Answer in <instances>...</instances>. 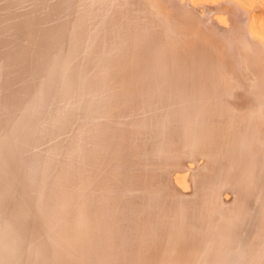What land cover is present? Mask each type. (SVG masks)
<instances>
[{
    "label": "bare ground",
    "instance_id": "bare-ground-1",
    "mask_svg": "<svg viewBox=\"0 0 264 264\" xmlns=\"http://www.w3.org/2000/svg\"><path fill=\"white\" fill-rule=\"evenodd\" d=\"M30 1L21 0L17 6L18 0H0V86L6 83L5 78L12 80L20 94L25 89L36 90L38 82L44 80L50 89L43 87L40 94H49L55 100L50 108H37L17 95L7 106L0 105L2 118L17 115L14 121H20L0 125V163L4 165L0 174V233L12 228L16 233L9 245L0 240V252L6 250L9 256V261L0 259V264H20L22 259L24 264H120L129 254L135 256L129 264H187L177 255L168 257L166 253L138 257V248L152 242L153 236L151 229L145 228L144 219L149 210L157 208L166 217L182 209L170 218L175 220L171 226L178 232L176 247L189 248L194 243L191 236L183 235L187 230L201 234L197 243H202L206 238L203 232L215 224L209 229L219 231L218 242H210L236 248L235 253L225 248L228 253L217 260L207 259L205 250L198 248L194 264H264V250H260L264 241V106L258 103L234 115L241 103L248 104L247 98L238 101L228 90L232 88L230 78L236 79L233 70L226 69L220 75L225 56L219 58L217 52L223 46L217 45L215 51L207 46L214 36L229 41L236 35L241 40L237 45L243 49L238 65L246 68L247 63L259 64L260 70L264 69V25L250 16L249 0H161L156 5L147 0L149 9L171 14L170 18H160L147 11L157 20H147L140 12L129 16L124 0L109 4L100 1L98 6L86 0H63L64 5L69 3L70 11L68 5L64 7L57 0ZM131 18L143 19L141 30L135 31ZM49 20L54 25L49 29L52 33L42 25ZM147 24L151 31H146ZM74 26L87 34L80 38L78 29L70 32ZM197 26L203 29L199 31ZM156 28L158 38L154 41ZM171 54L172 63L165 58ZM211 62L216 64L210 76L213 82L203 84V67L211 69ZM70 66L73 69L68 83L74 82L78 92L94 90L89 80L94 82L98 73L102 90L116 96L82 113V124L72 125V135L70 128L44 134L52 124L78 110L71 103V93L60 90L64 82L60 77ZM8 69L16 72L5 75ZM107 73L119 74L125 80L115 82ZM171 80L175 86L167 88ZM172 90L181 104L164 106L162 100ZM246 118L248 121H244ZM75 131L77 138L73 137ZM147 134H154L158 141L146 143ZM88 138L90 145L85 146ZM147 145L153 148L145 156ZM199 148H205V165L197 154ZM33 149H38L35 154ZM227 157H231L227 168L238 174L232 178L213 175L206 180L210 188L223 181L229 185L222 192L227 199L228 192L233 191L228 207L223 201L220 204L221 198L212 191L202 189L205 194H197L198 185L193 193L192 184L198 173L195 167L203 165V172L217 174L222 159ZM56 159L55 170L43 166ZM20 165L31 168V175L56 178L59 190L50 198L51 213L33 206L38 199L41 203L49 197L45 180L40 182L36 196L32 188L26 192L10 176ZM126 168L127 174L118 177ZM132 196L148 199L130 205L128 198ZM201 198L208 206L197 205ZM90 204L95 211L88 210ZM230 206L236 216L225 214L218 223L213 217L206 219V208L230 210ZM73 208L76 212L68 220L67 211ZM230 223L233 226L228 231L226 225ZM166 227L162 225L160 231ZM247 229L253 233L241 238ZM237 247L242 263L227 259L237 253Z\"/></svg>",
    "mask_w": 264,
    "mask_h": 264
},
{
    "label": "water",
    "instance_id": "water-1",
    "mask_svg": "<svg viewBox=\"0 0 264 264\" xmlns=\"http://www.w3.org/2000/svg\"><path fill=\"white\" fill-rule=\"evenodd\" d=\"M20 1L21 0H18L17 6L18 5L19 6L21 5L20 4ZM57 1H59V0H57ZM100 1H104V2H107V4H109L110 2L112 3L113 0H86L85 2L86 3L90 2V5L98 6L100 4ZM124 1H125L124 7L126 6L125 7V10L128 12L129 16H130V13L140 12V16H142L143 13H144L143 18L146 17L147 20L148 19L157 20L156 17H160V18H170L171 17V14L164 13V11L155 12V9H153V10L152 9H149V5L146 2L147 0H136L135 2L133 0V3H131L132 1H128V0H124ZM153 1L154 2H151L150 1L151 3H153L152 5H156L158 3V1L160 2L161 0H153ZM30 2L35 3L36 0H32ZM60 5H64V4H60ZM67 5H64V7H66ZM68 7H69V10L68 11H70V5H68ZM147 11H153V12H155L157 14L156 17H155V15H153L152 13H149ZM146 19H144V20H146ZM141 21H143V19L142 20L141 19L136 20V19H132L131 18L130 25H132L133 27H137V28H135V31L136 32L139 31V30H141L140 28L145 24L144 22H141ZM51 26H54V25L50 21V25L49 26H44V27L47 29L46 31H49L50 33H52V30H49L51 28ZM152 27H153V25H152ZM150 28L151 27L147 24L146 31L147 30L151 31ZM75 29H78V31L76 33L77 36L82 35L80 38H82L84 35L87 34V33L84 34V29H80L79 27H75V26H74V29L73 28H70V32H72V31L74 32ZM43 30H45V29H43ZM157 31L158 30L156 28V30H154V32H153V39H154V41L158 38V32ZM216 31H219V30H216ZM70 32H69V34H70ZM87 32H88V29H87ZM220 32H224V31H220ZM0 34L3 35V33H1V32H0ZM214 37H215L214 42L218 43L219 42V40L217 39L218 36H214ZM68 40H69V38L67 39V41ZM67 44L70 45V43H68V42H67ZM179 51H181V50H179ZM242 52H243V49L227 48L225 62L222 65L223 68H222V71H221L220 75H222L223 72L226 71V69L229 70V71L230 70H233V72H234L233 75L234 74H237V76L240 79H235L234 77H232L233 75H228V77H232V78H230L232 88L231 89H228V90H231V92L234 95V97H236L238 99H240V96L239 95L242 94V96L243 95H245L246 97L249 96L248 99L250 101H255L260 96L259 94H261V93L264 92V88H261V85H260V81L262 79V76L264 75V69H261L260 70L259 66H255V65L250 64V63L249 64L248 63L247 64H244L243 63L246 66V68L239 70V72H235L236 69H237V67H238V63H239L238 61L240 60V55L242 54ZM172 54L169 55V57H165V58H167L166 61L170 60V63H172V59H173ZM251 58L253 60L256 59L255 56H253ZM214 60H216V59H214ZM211 65H212L211 66V69H209L208 66H206V65L205 66H206L207 69L205 67H203V72H205L204 73V75H205V78L204 79L205 80L202 82L203 84H204V82H207L208 83L209 81H212V79L210 78V76L213 75V67L215 66L214 69H216V64L213 63V62H211ZM261 68H264V62H263V66H261ZM30 69L33 70L32 68H30ZM72 69H73L72 66H70V68H68L67 71H65L63 73L64 75H62L60 77V78H63V79H60L61 80V83L64 80L63 86L60 88V90L66 91L68 93V95H69V93H71V89H72L71 87L76 86V85H74V82H73V81H75V79H72L73 84L68 83V80L70 79V73L72 72ZM38 70H40V69H36L34 71L35 72H38ZM5 72H7L5 75H8L9 76L10 74H12V73H14L16 71L13 70V69L12 70L8 69V71H5ZM107 76H109L110 78H112L113 80H115V82H122V81L125 80L124 79V76H121L119 74L107 73ZM4 78H5V76H4ZM9 81L10 80H8V79L5 78V82L6 83H3L0 86V105H1V107L2 106L3 107L4 106H7L8 104H10L11 103V100H13V99L15 100V96H17V95H18V97H21L22 96L25 100L29 101L30 105L36 106L37 108H47V107L50 108V107H52L55 98H51L50 96H48L49 94H47V95L46 94H40V92H43L44 93V90L42 89L43 87L49 88V86H48L49 83H47L46 81L43 80V82H38V84H37V87L38 88L36 90H26L25 89L23 91L21 90L22 92L20 94L18 92L19 89L16 88L17 86L15 87L13 85H10L8 83ZM89 82H90V86H92L93 88H95L94 90H86V89H84V90L80 91V94L77 95V96L76 95H73L72 93L69 96V97H71L70 100H71L72 105L75 106L76 108H78V110H74V113L71 114L69 117H67V119H62L61 122L58 121L59 122L58 125L56 123L54 125L52 124L48 128V130H46L47 133L45 131L44 134H49V133L55 134V133H58L61 130H64L65 128H67V129L70 128L71 129L70 134L72 135V128H74V127H72V125L75 124L76 127H79L82 124V120H83V118H81L82 117V113H84L85 111H87L90 108H98L99 105L103 104V101L104 100H106L105 102H108V100H110L111 98H113V97L116 96L114 92H112L113 93L112 94V93H108V91H107V93L106 92L103 93L104 96L101 97V98H99V99H95V100H83V97H85V95L87 93H91V92L98 91V90L99 91H103L102 88H101V87H103V83H102L103 81H101L100 78L99 79H95L94 82L92 81V83H91V80H89ZM247 83L250 84V85L247 86ZM57 96H59V95H57ZM78 97H82L81 100ZM56 98H59V97H56ZM242 101H244V100H242ZM162 103H163L164 106H169L170 105L172 107V105H173L172 104V100L171 99H167V98H164L162 100ZM174 105H175V107L177 106L176 104H174ZM239 106H240V107H238L239 108V111L233 112L234 115H238L239 113H242V111L245 112L247 110H250V105H249V107H247V106H241V105H239ZM77 111H79V113H80L79 115H77V113H76ZM230 113H232V112H230ZM16 116L17 115H6V116L3 115V118H2V115L0 113V125H1V123H3L4 125H13L14 122H20V121H14L17 118ZM234 117H236V116H234ZM18 125L19 124H17V126ZM157 128L158 127H156V129ZM87 131H88V129L86 130V132ZM77 135H78V131L73 132V137L75 136V138H77ZM170 135H172V132L171 133L169 132V136ZM157 141L158 140H157V138L155 137L154 134H147L146 135V139H145V142L146 143L149 144L151 142V144H152V143L157 142ZM49 142L50 141L46 142L45 144H48ZM90 142H91V138H89L88 140L84 141L83 144L85 146H88V145H90ZM147 147L143 151L145 156L148 155V154H150L149 151H148V149H152L151 145L150 146L147 145ZM204 150H205V148L199 149L197 151L198 152L197 154H199L202 157V158L200 157V160H203V161L206 160V158L201 155V153H203ZM207 153H208V151H207ZM238 153H240V152H237V154ZM222 160H223L222 166H220V167L217 168V170H218V173L217 174H216V172H212V171H209V170H206L205 172H203L205 169L200 170L201 168H203V165H205L206 162L203 163V165H201V166L195 167L194 171L196 173L198 171V173L196 174L197 176H195L194 178H192V184L194 183L193 184V193H195L194 192L196 190L195 187L198 184L200 185V187H202V185L204 183H206L205 180L208 179L210 176H213L214 175L215 177H217V175H221V178L222 177L224 178L225 176L227 178H229V176H230V178H232L236 174H238L237 171H234V172L231 171L230 172L227 169V163H229V161L231 160V157L223 158ZM58 162H59V160L56 159L54 162L53 161L52 162H45V164L43 166L45 168H48L49 170H53L57 166ZM35 164H37V163H35ZM224 164H226V166L223 167ZM3 166L4 165H2V163H0V174L2 173V171L4 169ZM31 172H32V170H31V168H28V166H26V165H20L19 168L16 167V168L13 169V172H11L10 176L14 179V181L18 185H20L21 187H23L26 192L28 190L30 191V188H32L31 191L34 190L33 192H35L34 195H36V196H37L38 191H39L40 186H41L40 185L41 184L40 182L45 180L46 183H47L46 186L49 189V194H48L49 197H48L47 200L45 199V200L41 201V203H40V201H38L39 199L36 198L38 200L33 204V206H34L35 209L37 207L40 208V206H42L44 209L50 210V205H51L50 198H52V196L56 194V191L59 190L57 180H56L55 177H48V178L46 177L47 179L46 178L44 179L43 176L31 175ZM201 181H204V183L203 184H200V183H202ZM44 185H45V183H44ZM75 186H77V185H75ZM99 186H100V181H99ZM17 187H19V186H17ZM93 189L95 190V187H93ZM73 190H74V188H73ZM99 191H100V189H99ZM232 193H233V191L230 194L231 195L229 197L230 200H232V198H233ZM85 195H89V193H87ZM85 195H83V196H85ZM192 198L194 199L195 197L192 196ZM87 207H88V210L89 211H95L96 210V207L93 204H90ZM56 211H57V209H56ZM54 212H53L52 215H54ZM50 213H51V210H50ZM70 215H71V212L70 213H67V215H66V218H68V220H69V216ZM148 221L151 222V220H148ZM6 225H8V224H6ZM1 227H2V225H1ZM14 230H15V228H12L11 230L10 229L9 230L6 229L4 233H0V240L1 241H6V245H9L10 238L14 234H16ZM3 234H5L4 237H3ZM7 241H8V243H7ZM168 249H166V251H170ZM5 251L0 252L1 253L0 254V259H2V260H4L6 257H9L5 253ZM151 252L158 253L155 250H151ZM130 257L135 258V256L133 254H131ZM6 259H8V258H6ZM8 261H9V259H8ZM20 264H24V259H22V263L20 262Z\"/></svg>",
    "mask_w": 264,
    "mask_h": 264
},
{
    "label": "rangeland",
    "instance_id": "rangeland-1",
    "mask_svg": "<svg viewBox=\"0 0 264 264\" xmlns=\"http://www.w3.org/2000/svg\"><path fill=\"white\" fill-rule=\"evenodd\" d=\"M66 1V0H65ZM249 2L252 4V7H251V9H255L257 6L259 7V10H260V12H263V15H261L259 18L261 19H263L264 20V0H249ZM59 3H61V4H63V0H59ZM42 23H44V22H41V24ZM47 23H48V25H47ZM49 24H50V21L48 22H46V23H44V24H42V25H45V26H49ZM197 29L200 31L201 29H203L201 26H197ZM211 35V34H210ZM231 40H225V41H223V40H220L218 43H216V42H214V40H215V37H212V38H209V44L207 45V46H209L208 47V49L209 50H216V46L217 45H222L223 46V48H222V50H220L219 52H217V55H218V57L219 58H221V57H223V56H225V58H226V52H227V48H234V49H242V48H240L241 46H238L237 44L238 43H240V39H239V37L238 36H236V35H234L233 37L231 36V37H229ZM218 39V38H217ZM226 42V43H225ZM223 43V44H222ZM244 48V47H243ZM250 56H251V54H249V56H247V58H250ZM246 57V56H245ZM241 58V57H240ZM242 62L243 61H241V63L240 64H242ZM255 66H258L259 64H254ZM260 68V67H259ZM241 69H244L243 68V66H241L240 67V65H238V67H237V69H236V72H239V70H241ZM97 76V79H99V74L98 73H95L94 74V76ZM95 76V77H96ZM236 79H238V76H237V74H236ZM249 79V78H248ZM10 85H14V83H13V81L12 80H10L9 82H8ZM16 83H19V81H16ZM249 83V82H248ZM247 83V86L248 85H250V84H248ZM180 84V83H179ZM260 85H261V88H264V75L262 76V79H261V81H260ZM16 86H17V84H16ZM173 86H175V84H174V81L172 80V82L171 83H167V88H171V87H173ZM77 88V89H76ZM77 90V92H76V90ZM175 89V88H174ZM72 92V94L73 95H75L76 94V96L77 95H79V93H80V91L78 92V87H76V86H73V90H71ZM73 92H76V93H73ZM95 92V91H94ZM94 92H91V93H88V94H86L85 95V97H83V99H85V100H95V99H99L100 98V96L102 97V96H104V94L103 93H105L104 91H102V94L100 93V91H97L96 92V94H98V95H96ZM78 93V94H77ZM93 93H94V95H93ZM91 94V96L90 97H88L89 95ZM101 94V95H100ZM240 94V93H239ZM260 96L257 98V100H255V101H248V98H249V96H245V95H243L242 96V94H240L239 96H240V99H238V100H243V99H245V98H247V102H248V104H243V103H241V105L242 106H247V107H249V105H250V107H257V105H258V103L259 104H261V106H264V92L263 93H261V94H259ZM94 96V97H93ZM88 97V98H87ZM78 98H80V97H78ZM82 98V97H81ZM81 98H80V100H81ZM92 98H94V99H92ZM167 99H171L172 100V104L174 105V104H176L177 106H178V104H181L180 102L182 101L181 100V98L179 99V98H177V96L175 95V93L173 92V90L172 91H170L169 92V95L167 96ZM181 100V101H180ZM178 101H180L179 103H177ZM174 102V103H173ZM251 102V103H250ZM175 106V105H174ZM244 112V111H243ZM263 114H264V112H262ZM255 116H258V115H256L255 114ZM244 121H248V118H246ZM58 123L59 122H56V124L58 125ZM56 125V126H57ZM68 134V133H67ZM67 134H65L66 136H67ZM89 139V138H88ZM153 148V147H152ZM199 149H202V148H199ZM33 150H35V151H33V154H35L36 152H37V150L38 149H33ZM205 151V150H204ZM190 152L189 151H186V154L188 155ZM185 154V155H186ZM258 154H259V152L255 155V157H257L258 156ZM201 155L202 156H206L205 155V152H203V153H201ZM261 156V155H260ZM206 161V160H205ZM205 161H203V160H201V162L202 163H205ZM193 166H196V163L193 165ZM230 166V165H229ZM228 169V168H227ZM230 172H231V169H228ZM127 174V168L122 172V173H119L118 174V177H121L122 175H124V174ZM158 178V177H157ZM161 178V177H160ZM37 181V180H36ZM100 181V180H99ZM206 181V183H204V181H201L202 183H200V184H203L202 185V187H200V185L198 184V187H199V189H198V191H197V194L199 193V195H201V194H205L204 192L205 191H212V192H214V194H215V196H217V197H220L221 198V200H220V204H223L222 203V201L226 204V206L229 204V202L231 201L230 200V192H228L229 193V197L227 198V199H225L224 197H222V195H223V193L222 192H224L225 190H223V188L225 187V185H227V187L229 186L226 182H221L218 186L215 184V188H210L209 186H208V183H207V180H205ZM38 182V181H37ZM100 183H101V181H100ZM100 186H101V184H100ZM76 188L77 187H74V191L76 190ZM202 189H204L205 191H202ZM228 189V188H227ZM101 191V190H100ZM100 191H99V193H100ZM232 192V191H231ZM232 196H233V194H232ZM259 195L257 194V197H258ZM135 197V196H134ZM145 198H142V197H139V198H137V199H135V198H133V196L132 197H129L128 198V201H129V203H130V205H135V204H137L138 202H140V201H143L144 199L146 200V199H148V197L147 196H144ZM135 199V200H134ZM202 199V198H201ZM205 204H207V206H208V202H207V200H205V199H202L201 201H198V206H200L201 208H203V206L205 205ZM228 207V206H227ZM229 209L230 210H228V208L227 209H223V210H210V209H207L206 208V213H207V217H206V219H210L211 217H213L214 218V221H215V223H218L219 222V220H224V218L222 217L223 215H225V214H227V215H230V216H236V214L237 213H235V212H233V211H231L232 210V207L230 206L229 207ZM179 210H182L181 208H177V209H175L170 215H168L167 217H166V215H162L163 213H161L163 210L162 209H156V210H154V209H151V210H149L148 211V214H147V216H146V218L144 219V221H146V223H145V228H147V229H151V231H152V234H153V236H152V238H151V241L152 242H150V243H147V245H145V246H143V247H140V248H138V257H146V258H149V257H153V256H155V254H157V256H159V254H161V253H166V256H168V257H174L175 255H177L178 256V258H179V261H184L185 263H187V264H194V262L196 261V259H197V257H198V255L196 256V254H195V252L196 251H198V248L199 249H202L201 250V252H204V250H205V253H206V255H205V257L207 258V259H219V256L223 253V254H225V252L226 253H228L226 250H225V246L226 245H222V246H215V244H212L210 241L211 240H215L216 242H214V243H217L218 241L216 240V236L217 235H219V231L218 232H215L214 230H212V229H209L210 227L211 228H215L217 225H215V224H210L209 226H208V230H205L203 233H205V241H203L202 243H197L200 239H199V236L201 235V234H199V233H197V231H195V230H193L192 232L191 231H186V232H184L183 233V235H186V236H191L190 237V239H195L194 240V243H192V245L188 248V246H185V245H181V246H179V247H176L175 246V241H176V239H177V237H178V232H176V229H173V227L171 226V223L172 222H175V220H171L170 221V218H172V217H174L175 216V213L174 212H177V211H179ZM69 212H71V214L73 213L74 214V212H76L75 211V209L73 208V210L71 211H69ZM68 211H67V213H69ZM233 213V214H232ZM75 218H72V221L74 220ZM137 219H138V217H137ZM168 219V220H167ZM148 220H151V222H149ZM230 220V219H229ZM225 223V222H224ZM162 225H167V229L165 230V231H160V229H161V227H162ZM232 224L230 223V224H227L226 225V227H229V229H228V231L232 228ZM244 229V228H243ZM211 231V232H210ZM245 231V235H241V238H244V239H247L252 233H253V231H250V229H247V230H244ZM175 232H176V234H175ZM188 232H191V234L190 233H188ZM242 232V231H241ZM213 237V238H212ZM198 238V239H197ZM144 245V244H143ZM263 246H262V248L260 249V250H264V241H263V244H262ZM169 248V249H168ZM229 250H232L234 253L236 252V248H235V246H233V247H227ZM226 248V249H227ZM166 249H168V250H170V251H166ZM151 250H155V251H157L158 253H153V252H151ZM165 250V251H164ZM236 254H240V257H237L236 256ZM235 255H233V257H231V258H227V259H231V260H234L235 262H241L242 263V261H241V253H240V251H239V248L237 247V253H236ZM260 255V257L262 256V254H259ZM131 256V254H129L128 255V260H124L123 261V263H121L120 262V264H129L128 263V261L132 258V257H130ZM263 258H264V251H263V256H262ZM233 258V259H232ZM166 259V258H165ZM163 261H164V259H162ZM159 261V260H158ZM213 263V262H212ZM139 264H144V263H139ZM152 264H160L159 262H154V263H152ZM247 264H252V261H249V263H247Z\"/></svg>",
    "mask_w": 264,
    "mask_h": 264
},
{
    "label": "crops",
    "instance_id": "crops-1",
    "mask_svg": "<svg viewBox=\"0 0 264 264\" xmlns=\"http://www.w3.org/2000/svg\"><path fill=\"white\" fill-rule=\"evenodd\" d=\"M249 12H251L250 13V16L251 17H254L255 18V20L258 22V23H261V24H263L264 25V20L261 18H259L261 15H263V12H260V10H259V7L257 6L255 9H249L248 10ZM244 22H245V19H244Z\"/></svg>",
    "mask_w": 264,
    "mask_h": 264
}]
</instances>
